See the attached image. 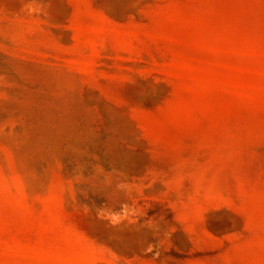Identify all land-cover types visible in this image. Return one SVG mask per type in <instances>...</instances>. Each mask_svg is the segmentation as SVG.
Listing matches in <instances>:
<instances>
[{"label": "rangeland", "instance_id": "rangeland-1", "mask_svg": "<svg viewBox=\"0 0 264 264\" xmlns=\"http://www.w3.org/2000/svg\"><path fill=\"white\" fill-rule=\"evenodd\" d=\"M0 264H264V0H0Z\"/></svg>", "mask_w": 264, "mask_h": 264}]
</instances>
